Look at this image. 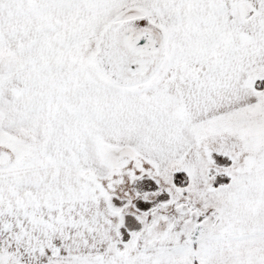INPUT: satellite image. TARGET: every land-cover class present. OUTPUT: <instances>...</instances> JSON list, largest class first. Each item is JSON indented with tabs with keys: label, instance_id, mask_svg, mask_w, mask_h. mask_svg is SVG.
<instances>
[{
	"label": "snow or ice",
	"instance_id": "obj_1",
	"mask_svg": "<svg viewBox=\"0 0 264 264\" xmlns=\"http://www.w3.org/2000/svg\"><path fill=\"white\" fill-rule=\"evenodd\" d=\"M0 264H264V0H0Z\"/></svg>",
	"mask_w": 264,
	"mask_h": 264
}]
</instances>
